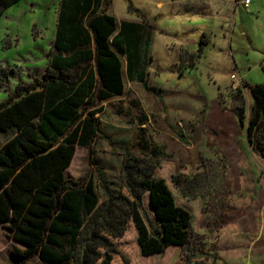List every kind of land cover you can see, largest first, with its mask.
<instances>
[{"label":"rangeland","instance_id":"obj_1","mask_svg":"<svg viewBox=\"0 0 264 264\" xmlns=\"http://www.w3.org/2000/svg\"><path fill=\"white\" fill-rule=\"evenodd\" d=\"M245 1L109 0L104 6L117 24L151 25V61L145 82L129 83L121 57L124 95L103 105L96 115L102 136L90 155L76 147L64 176L100 172L113 193L128 195L122 154L157 147L155 177L192 215L189 248L172 246L163 255L142 257L129 222L124 235L112 240L117 253L111 264H191L195 258L203 264H264V158L251 150L237 114L244 106L245 120L252 118L250 88L264 86V0H247V7ZM59 4L21 0L3 13L0 71L6 78L0 102L18 85L43 79ZM141 114L146 121L138 120ZM10 137L0 132V144ZM176 175L188 181L181 187L184 197L172 184ZM94 184L104 201L97 177ZM14 248L22 249L0 224V264H18Z\"/></svg>","mask_w":264,"mask_h":264},{"label":"trees","instance_id":"obj_2","mask_svg":"<svg viewBox=\"0 0 264 264\" xmlns=\"http://www.w3.org/2000/svg\"><path fill=\"white\" fill-rule=\"evenodd\" d=\"M20 1L0 0V18ZM108 2L60 0L43 79L18 85L0 102V132L11 134L0 144V224L22 247L13 249L18 264H111L117 253L112 240L124 235L129 222L142 257L163 255L172 246L189 248L192 215L155 177L159 148L145 145L140 155L122 154L128 195L113 193L100 172L64 176L76 147L90 155L102 136L96 115L103 105L124 95L121 57L129 83H144L151 61V25L117 24L106 13ZM5 78L0 71V86ZM250 93L252 118L245 120L244 106L237 114L251 150L264 158V86L251 87ZM138 120L146 121L142 114ZM95 177L105 193L102 202ZM187 182L182 175L172 180L182 197ZM191 264L203 263L195 258Z\"/></svg>","mask_w":264,"mask_h":264},{"label":"built area","instance_id":"obj_3","mask_svg":"<svg viewBox=\"0 0 264 264\" xmlns=\"http://www.w3.org/2000/svg\"><path fill=\"white\" fill-rule=\"evenodd\" d=\"M248 4H249V2L246 0V1L244 2V6L247 7ZM231 79H232V80H236V77H235L234 75H232V76H231ZM236 83H237V82H236Z\"/></svg>","mask_w":264,"mask_h":264},{"label":"crops","instance_id":"obj_4","mask_svg":"<svg viewBox=\"0 0 264 264\" xmlns=\"http://www.w3.org/2000/svg\"><path fill=\"white\" fill-rule=\"evenodd\" d=\"M183 207V206H182Z\"/></svg>","mask_w":264,"mask_h":264}]
</instances>
